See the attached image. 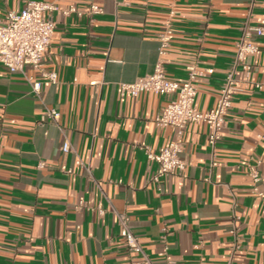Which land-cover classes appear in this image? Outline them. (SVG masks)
Wrapping results in <instances>:
<instances>
[{
  "label": "crops",
  "instance_id": "0c3cea01",
  "mask_svg": "<svg viewBox=\"0 0 264 264\" xmlns=\"http://www.w3.org/2000/svg\"><path fill=\"white\" fill-rule=\"evenodd\" d=\"M27 1L0 0V15ZM45 1L58 5L46 13L56 28L44 60L55 80L0 63V264H132L140 256L116 212L129 214L155 264H226L234 235L233 264H264V177L258 196L247 171L264 160V36L255 38L261 53L248 57L250 75L236 70L239 90L216 148L207 123L186 127L180 174L153 181L158 164L144 149L175 138L155 121L175 95H121L122 82L154 71L170 23L166 75L184 81L191 65L213 68L197 79L195 102L212 108L245 22L264 26V0ZM92 3L104 12L91 14ZM70 5L76 11L65 14ZM30 76L42 80L40 96ZM46 106L59 110V126L40 121Z\"/></svg>",
  "mask_w": 264,
  "mask_h": 264
},
{
  "label": "built area",
  "instance_id": "2783aa9c",
  "mask_svg": "<svg viewBox=\"0 0 264 264\" xmlns=\"http://www.w3.org/2000/svg\"><path fill=\"white\" fill-rule=\"evenodd\" d=\"M57 9L58 5L54 1L28 0L22 10H9L4 16L0 15V63L11 72H24L26 66H32L41 71L44 78L55 80V74L45 71L44 60L56 28V22L53 18L46 16V13ZM72 11H76L74 5L68 6L64 13L68 14ZM89 11L91 14H100L104 12V8L99 4L92 3ZM172 34L171 24L166 23L165 29L159 37V58L152 73L140 77L134 82L121 83L122 96H137L145 91L161 95H175L155 119L158 126L171 127L175 131V138L168 145L159 148L158 151H154L150 146L144 147L147 159L158 164L156 172L151 178L156 182H159L163 177L180 174L185 170L183 136L189 123H207L210 126L208 144L213 150L216 148L222 137L226 115L232 106L233 97L239 90L236 70L241 67L247 76L250 75L252 64L248 61V57L261 53V46L255 38L264 36V26L251 24L249 21L245 22L242 33L236 41L232 69L225 78L216 104L208 110H201L195 104L198 94L196 82L199 76L212 73L213 68L203 71L196 65H191L188 67V77L184 81L172 80L166 75L164 56L170 46ZM28 80L32 84L33 91L40 96L42 80H36L32 76ZM92 84L98 86L99 82L94 81ZM256 86L259 89L263 88V84L260 82ZM59 118L60 112L57 108L46 106L40 121L42 123L51 122L59 126ZM62 150L65 152L71 150L68 140L62 145ZM77 164L84 166L81 159L77 160ZM216 165L217 162L213 160L211 167ZM85 169L89 174H92L90 166L85 165ZM247 171L254 183L253 192L262 196L263 191L260 189L259 183L264 177V160L257 159L254 164H248ZM84 205L83 201L79 204V206ZM116 214L120 235L129 250L140 256L132 264H155L133 231L129 214L126 212H116ZM237 218L240 217L237 216ZM240 248L241 239L238 235H234L226 264H233L234 255ZM166 251L167 246L163 253Z\"/></svg>",
  "mask_w": 264,
  "mask_h": 264
}]
</instances>
